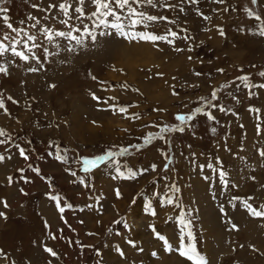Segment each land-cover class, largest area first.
<instances>
[{
    "label": "rangeland",
    "instance_id": "rangeland-1",
    "mask_svg": "<svg viewBox=\"0 0 264 264\" xmlns=\"http://www.w3.org/2000/svg\"><path fill=\"white\" fill-rule=\"evenodd\" d=\"M61 2L0 0L13 26L40 45L34 48L39 63L0 57L8 67L0 73L7 108L0 109V129L8 134L0 137L8 141L0 145V212L6 215L0 217V264H192L179 254L182 235L183 244L189 243L182 216L191 220L193 243L207 264H264V218H254L241 203L264 204V88L258 87L264 84V37L255 34L258 22L248 15L251 10L264 18V0H168L171 9L165 0L155 7L133 5L175 21L135 29H172L181 37L174 46L96 27L92 0H69L70 23L90 27L97 37L71 52L65 50L70 41L58 38L57 48L43 34L45 28L68 30L66 17L51 7ZM77 7L84 17L77 16ZM5 34L15 36L0 21V40ZM245 76L257 87H245ZM93 94L108 104L97 103ZM201 98L227 111L208 108L215 117L209 120L195 113ZM177 114H194L183 132L144 142L163 126L176 127ZM17 144L29 159L20 156ZM53 146L63 149L68 163L56 159ZM125 148L116 159L134 177H119L113 161L88 173L77 162ZM220 168L227 186L217 175ZM50 194L61 197L63 213ZM170 195L173 204L165 200Z\"/></svg>",
    "mask_w": 264,
    "mask_h": 264
},
{
    "label": "snow or ice",
    "instance_id": "snow-or-ice-1",
    "mask_svg": "<svg viewBox=\"0 0 264 264\" xmlns=\"http://www.w3.org/2000/svg\"><path fill=\"white\" fill-rule=\"evenodd\" d=\"M6 2V0H5ZM191 3H198L199 0H190ZM216 3L223 4L225 0H215ZM253 4L258 3V0H252ZM79 3L83 5L85 3V0H79ZM92 3L95 6V12L93 15L96 16V27L103 26L105 28L111 27L114 28L117 32H119L122 36H124L127 39L130 40H143L145 42H151L153 44H158L159 42H164L169 45L175 44V40L180 37V34L172 29H167L163 34H156L154 32H148V31H135L138 27L148 28L150 24L159 22V21H165L167 23H175V21L169 20L167 16H156V15H149L145 12L138 11L136 7L133 5H141V4H148L149 6L155 7L157 6L158 0H92ZM113 4H115V7H113ZM165 8L171 9L174 8L175 5H172L168 2V0H165V3L163 5ZM53 8H59L61 13L63 14L66 19L63 20L64 25L67 26V31H60L55 29H49L45 28L43 29V34L49 44L54 45L55 47L59 48V44L57 43V39H63L71 42V45L67 47L66 51H74L75 46H81L85 42L86 39L90 38L93 42L96 40V35L91 30L90 27H82L78 28L75 25L70 23V20L73 19L72 12L73 8L71 3H69V0H63L58 5H51ZM116 9H119L118 12ZM127 10V16L122 17L121 13L123 11ZM75 13L78 17H84L86 14L84 12L83 7H77L75 10ZM180 11H183L181 8ZM8 12L7 8L0 7V21H3L4 27L9 29L12 33H15L14 37H10L8 34H5L3 37V40H0V57L5 56L6 54H10L14 58H18L19 60L30 63L31 61L35 60L37 63L40 62L39 57H37L34 54V48L39 47L36 43L37 37L33 36L31 33L27 32L24 28H17L14 27L13 24L10 22V17L6 14ZM203 16V13H201ZM249 18L255 19L257 24V33L260 36L264 37V18H262L260 15L252 12L251 10H248ZM108 18H114L115 23H111ZM204 19H209V17H203ZM127 20V24H125L123 21ZM129 29V30H126ZM221 35H223V32L221 30ZM183 39H188V37H183ZM3 41H9L8 44H5ZM177 51H181L182 49L177 48ZM14 62V61H10ZM32 72L39 71V68H30L29 69ZM222 71V70H220ZM0 73L7 74L8 73V67L7 64L0 63ZM197 75H200L197 73ZM262 76H264V73H261ZM95 79V77H93ZM244 86L248 88L257 87V85H250L249 84V77L245 76L241 78ZM53 88H55V85H52ZM258 87L264 88V84L259 85ZM9 101H12L13 103H18L17 101H14L11 96L7 97ZM93 99L97 101V103H104L108 104V101L102 100L100 97L93 94ZM212 99H218L217 93L214 91L212 93ZM202 107H197L195 109V113L197 114H204L207 116L209 120H215V117L207 111L208 108H219L221 111H227L224 109L221 105L215 104L212 102V100H205L204 98H201ZM0 109L5 110L7 112V108L5 105V100L2 95H0ZM112 109L115 110V105H112ZM120 112H126L127 109L125 107L119 108ZM250 111H254L256 113H259V109H250ZM194 118V114H177L175 116V120L178 122L176 127H168L163 126L160 128V133L158 136L154 135L153 133H149L145 138L144 142L146 144L152 142L153 139H165L166 135L171 132H183L188 126L191 121ZM215 129L213 128V132ZM8 134L5 132V130L0 129V137H7ZM10 140V137L8 138ZM8 142L5 139H0V145L5 144ZM15 147L18 149L20 156H22L25 160L29 159L28 154L26 153V150L24 147H21L19 144L15 145ZM56 148V159L61 161L62 163H68L67 159L63 155V149H61L59 146H53ZM128 152V149H121L119 153L108 151L103 155L95 156L93 158L88 157H82L79 158L77 161L82 166V171L85 173L90 172L92 169L98 168L101 164H105L109 161H113L115 163V171L119 177H134L136 175L135 172H133L130 168L127 169V174L122 171V165L120 164L119 160L116 159L117 156H122ZM262 157H264V151L260 153ZM4 156L0 154V161L4 160ZM203 167V166H202ZM208 167L212 168V165H209ZM153 169H155V165H153ZM216 171V169H213ZM38 171V170H37ZM72 175L75 176L76 173L72 172ZM217 175L219 176L220 180L223 182L225 186H227L228 181L226 179V172L220 168L217 171ZM11 180V178H9ZM27 182V181H26ZM81 183H84L83 180H81ZM175 191H179V189H175ZM117 195H119V192H117ZM49 199L56 202V207L59 209L61 213L65 211L64 207H61V197L59 195H49ZM165 200L168 204L174 203V197L173 196H167L165 197ZM243 207L245 210L254 218H264V204H261L259 207L254 206L253 204L249 203L247 200L241 201ZM3 206L5 208L8 207L7 202L5 201ZM178 206V205H177ZM71 207V205H69ZM149 208H151V204H149ZM155 211H152V215H155ZM0 217L6 218V215L4 212H0ZM180 223L183 225L182 232L186 231V235L188 238L189 243L185 246L183 244V235L181 237L182 243H181V250L180 255L187 258L192 264H207V261L205 258L196 250L195 245L193 243L194 236L191 231V220L187 219L186 217L182 216L180 219ZM47 226V225H46ZM233 228H236V225H233ZM238 230V229H237ZM153 231L155 232V229L153 228ZM158 239L161 241H164L165 244L168 242L166 241L165 237L163 235H160L159 233H156ZM56 237L53 236V239ZM130 244H132L133 247H135L134 242L129 241ZM51 257L58 258V254L51 248V247H45L44 249ZM2 251V250H0ZM142 251V249H141ZM123 255V253H121ZM155 255V253H153Z\"/></svg>",
    "mask_w": 264,
    "mask_h": 264
}]
</instances>
